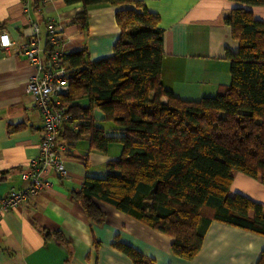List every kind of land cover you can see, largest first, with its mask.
Segmentation results:
<instances>
[{
    "label": "trees",
    "instance_id": "1",
    "mask_svg": "<svg viewBox=\"0 0 264 264\" xmlns=\"http://www.w3.org/2000/svg\"><path fill=\"white\" fill-rule=\"evenodd\" d=\"M37 1V0H35ZM80 3L72 21L86 27L88 5L118 6L119 35L109 56L91 61L85 48L65 52L68 90L60 105L72 125L58 135L75 141L86 135L95 149L119 143L103 177L85 175L73 198L92 223H101L106 204L168 236L175 257L190 260L212 221L264 236V206L230 192L232 171L264 185V24L251 6L264 0H232L224 22L237 41L230 83L198 100L182 99L161 82L163 30L158 16L138 0H62ZM97 108L118 131L95 124ZM133 264L154 259L115 239ZM256 264H264V249Z\"/></svg>",
    "mask_w": 264,
    "mask_h": 264
},
{
    "label": "crops",
    "instance_id": "2",
    "mask_svg": "<svg viewBox=\"0 0 264 264\" xmlns=\"http://www.w3.org/2000/svg\"><path fill=\"white\" fill-rule=\"evenodd\" d=\"M158 16L163 30L161 82L176 96L198 100L215 95L230 83V61L226 52H235L224 17L239 6L232 0H138ZM118 6L110 3L88 5L86 27L72 21L82 11L80 3L62 0H0V32L12 41L0 48V198L26 182L21 173L37 157L42 136L41 117L32 95L26 92L27 79L35 72L20 45L39 27V42L46 45L47 23H55L65 52L85 48L91 61L109 56L119 35L115 21ZM264 24V6L248 7ZM95 124L105 134L118 131L93 110ZM70 126V125H69ZM63 165L67 177L48 171L52 187L29 197L0 217V264H133L130 257L112 244L115 239L154 259V264H256L264 249V236L212 221L202 244L191 260L175 257L170 238L109 205L99 203L101 223L87 218L72 191L84 176L103 177L106 163L121 152L119 143L106 151L92 147L86 135L68 141L62 135ZM230 192H239L264 206V185L255 178L232 171Z\"/></svg>",
    "mask_w": 264,
    "mask_h": 264
},
{
    "label": "built area",
    "instance_id": "3",
    "mask_svg": "<svg viewBox=\"0 0 264 264\" xmlns=\"http://www.w3.org/2000/svg\"><path fill=\"white\" fill-rule=\"evenodd\" d=\"M48 0H37L42 5ZM39 27L33 26L32 37L20 45L18 53L25 57L35 72L27 79L26 92L33 96L41 117L42 136L38 144V155L29 161L27 169L21 173L26 185L21 189H10L0 198V217L9 209L23 203L29 197L52 187L45 177L48 171L59 178L67 177L63 165L58 135L64 125H72L70 115L60 105L59 98L68 90L67 63L58 30L52 21L47 23L46 45L39 42ZM12 41L5 31L0 32V48L8 50Z\"/></svg>",
    "mask_w": 264,
    "mask_h": 264
},
{
    "label": "rangeland",
    "instance_id": "4",
    "mask_svg": "<svg viewBox=\"0 0 264 264\" xmlns=\"http://www.w3.org/2000/svg\"><path fill=\"white\" fill-rule=\"evenodd\" d=\"M232 193V192H231ZM191 260V259H190Z\"/></svg>",
    "mask_w": 264,
    "mask_h": 264
}]
</instances>
